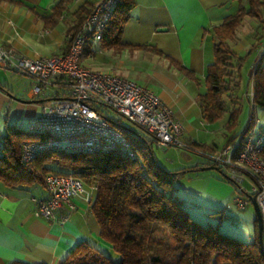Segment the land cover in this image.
<instances>
[{
	"label": "trees",
	"instance_id": "1",
	"mask_svg": "<svg viewBox=\"0 0 264 264\" xmlns=\"http://www.w3.org/2000/svg\"><path fill=\"white\" fill-rule=\"evenodd\" d=\"M71 1L59 0L54 4L52 13L43 17L45 22H55L56 17ZM247 2L248 8L239 6L235 13L214 27V61L207 66L204 77L206 88L198 96V105L205 122L213 123L225 113L228 115L224 122L225 140L219 148L249 129L254 124L253 117L257 108H264L262 50L253 70L247 76V89L249 90L251 83L253 88L252 99L248 94L246 96L249 104L248 119L244 128L235 132L242 112V97L238 93H232V89L239 88L243 64L257 45L240 56L229 42L236 39V30L245 16L260 21L264 17V0ZM134 4L135 0H117L100 41L104 40L106 44L120 42V34ZM84 11L85 8L80 9L78 21L68 30L69 36L82 24L88 13L87 11L82 15ZM69 42L68 38L66 51ZM234 75L238 77V81L230 87ZM0 87L4 89V86ZM94 107L126 136L128 148L117 146L110 151L96 153L42 152L25 161L21 155L22 145L26 142H38L43 139L42 135L8 124L7 132L1 140L0 181L5 185L21 187L34 183L43 184L45 175L57 173L72 174L87 186L95 187L89 213L97 220L101 239L111 245V251L118 254L119 260L115 262L106 254L110 249L104 250L83 241L74 247L61 264H264V255L261 254L258 243L256 219L254 240L246 242L222 231L220 226L224 210L209 211L204 220H200L191 211V204L178 194L177 180L181 175L211 166L204 165L207 162L204 157L193 166L166 169L157 161L153 138L142 127L136 125L137 130L127 129L111 120L105 113L104 106ZM258 130L264 134L259 124ZM190 143L196 149V143ZM200 147L213 152L219 149L214 144L207 147L201 144ZM259 155L264 159V147ZM224 176L231 182L225 173ZM215 214H218L217 222L210 218ZM6 264L29 263L11 260Z\"/></svg>",
	"mask_w": 264,
	"mask_h": 264
},
{
	"label": "crops",
	"instance_id": "2",
	"mask_svg": "<svg viewBox=\"0 0 264 264\" xmlns=\"http://www.w3.org/2000/svg\"><path fill=\"white\" fill-rule=\"evenodd\" d=\"M58 1L0 0V45L12 46L29 57L64 54L68 30L78 21L80 9L85 8L84 15L96 0H72L56 21L49 24L43 17L52 13V7ZM239 6L248 8L247 0H135L120 34V42L106 44L103 40L88 43L80 56V64L93 71L104 70L127 77L158 94L184 127L180 139L183 136V141L196 143L197 150L188 151L200 153L202 161L203 153L213 151L197 145L200 142L195 134L186 137V132L197 121L204 122L198 96L205 91L207 66L214 61V27L235 13ZM261 35L258 45L264 43V34ZM256 60L257 54L247 69V75L253 70ZM0 85L13 95L0 87V114L6 115L5 126L9 124L25 130L18 125L25 119L30 127L48 100H19L6 81ZM66 93L67 87L55 84L38 97H31L28 90L26 99H50ZM236 128L237 133L244 127ZM225 131L219 127L215 131L220 133L223 142ZM211 144L219 148L223 143L220 145L213 138L204 145ZM200 161L187 162L181 167L193 166ZM186 176L189 180L184 181ZM180 178L177 182L180 193L200 220H204L202 211L205 209H220L216 206L222 203L231 189L228 181L206 170L188 171ZM45 196L42 183L9 187L0 181V264L11 260L29 264H61L83 241L104 250L111 248L101 239L97 220L89 212H73L64 222L59 217L47 219L37 216L36 200Z\"/></svg>",
	"mask_w": 264,
	"mask_h": 264
},
{
	"label": "built area",
	"instance_id": "3",
	"mask_svg": "<svg viewBox=\"0 0 264 264\" xmlns=\"http://www.w3.org/2000/svg\"><path fill=\"white\" fill-rule=\"evenodd\" d=\"M116 4L117 0H96L80 27L69 36L64 54L29 57L12 46L0 45V67L28 77L31 97L44 95L55 84L67 87L66 94L48 99L31 122L29 129L43 139L22 145L23 160L50 151L96 153L117 146L128 148L126 136L95 109L96 105L108 107L142 127L159 148L175 145L193 149L190 142L180 139L184 127L158 94L127 77L93 71L80 64L87 44L101 40ZM247 94L251 100L252 83ZM253 121L243 134L215 152L203 153V157L207 161L204 165L225 169L230 181L236 184L240 193L233 199L236 208L245 209L255 198L264 243V159L259 155L264 147V134L258 130L259 119L255 114ZM246 177L252 184L248 192L242 186ZM43 186L46 196L36 200L37 216L59 217L64 222L73 212H89L94 186H87L72 174L57 173L45 175Z\"/></svg>",
	"mask_w": 264,
	"mask_h": 264
},
{
	"label": "rangeland",
	"instance_id": "4",
	"mask_svg": "<svg viewBox=\"0 0 264 264\" xmlns=\"http://www.w3.org/2000/svg\"><path fill=\"white\" fill-rule=\"evenodd\" d=\"M261 34H264V28H262V21L256 18L252 17H244L242 20L241 25L236 30V39L234 41H231L229 44L233 49L236 50L237 54L240 56H243L251 47V45L256 44L258 45L257 41L262 37ZM262 39V38H261ZM257 49H254L252 53L249 55L246 62L243 64L242 67V78L240 81L239 88H233L232 93H238L239 96L242 97L241 104H242V112L239 117V124L236 130L242 129L246 125V121L248 119V100H247V69L248 67L253 63V60L260 54L262 50H264V43L258 45ZM25 75L5 70L2 67H0V82L6 81V83L13 88L14 92L17 94L16 97L19 100H25L28 101L29 99H26L27 92L30 88V80L28 77H24ZM238 81L237 76H233V79L230 82V87H232L233 83ZM24 96L23 98H19L20 95ZM104 111L107 114V116L114 120L115 122L119 123L121 126L127 128V129H135L137 130V126L130 122L128 119L119 116L114 110L104 107ZM255 115L259 119V125L262 130H264V108H257ZM12 116V114H11ZM6 115L0 114V146H1V140L3 138V135L7 132V128L5 126L4 118ZM228 115L225 113L221 119L213 122H202L197 121L195 125L190 127L189 131L186 132V137L188 135L195 134V138L198 142L201 144H208V142H211L213 138H215V141L218 144L223 143V139L220 135V133H216L217 128H224V122L226 121ZM9 123V122H8ZM20 127L24 128L26 131L28 130L29 123L23 119L20 121V124H18ZM215 130L213 133L212 131ZM185 136V135H184ZM181 139H185L183 136ZM207 142V143H204ZM207 147V146H205ZM155 155L157 158V161L164 167V168H176L181 167L184 164L189 163H196L200 161L201 154L196 152H190L184 148L177 147L175 145H169L166 146L165 149H158L155 148ZM207 173L213 174L217 176L221 180L228 181L225 176V169H221V171L216 169H207ZM226 175V173H225ZM181 177V176H180ZM179 177V178H180ZM181 179V178H180ZM193 179V178H191ZM189 180V177H184V181ZM180 180L178 179L177 182ZM229 182V181H228ZM231 189L230 191L225 195L222 203L220 205L216 206L222 210H224V216L221 223L220 228L222 231L227 233L228 235L237 237L243 241L249 242L254 240L255 233H256V227H255V219H256V213L254 210V207L251 203L247 205L245 209H238L235 207L233 203V199L236 195H240L239 191L237 190V186L234 182H229ZM242 186L244 187L245 191L248 192L251 189V181L248 177H246L243 182ZM178 194L181 195L180 190L178 188ZM229 205H228V204ZM220 209H214L211 211H216ZM203 215L202 217H205L207 215V211H202ZM213 222H217L218 220V214H215V216L210 217ZM108 256H110L115 262L119 260L118 254H116L114 251H111V249L106 253Z\"/></svg>",
	"mask_w": 264,
	"mask_h": 264
},
{
	"label": "water",
	"instance_id": "5",
	"mask_svg": "<svg viewBox=\"0 0 264 264\" xmlns=\"http://www.w3.org/2000/svg\"><path fill=\"white\" fill-rule=\"evenodd\" d=\"M8 94L13 96L10 92H8ZM44 100H48V99H33V100H28L26 102H42ZM207 169H216V170L221 171L220 168L217 166H204V167H201L200 170H207ZM251 204L253 205L255 213H256V225H257L258 243H259L260 251H261V254L264 255V243H262V218H261V214H260L257 202L254 197L251 198Z\"/></svg>",
	"mask_w": 264,
	"mask_h": 264
}]
</instances>
